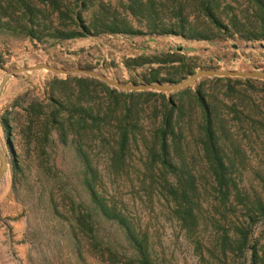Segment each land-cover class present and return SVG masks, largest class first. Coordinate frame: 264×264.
<instances>
[{
	"label": "trees",
	"instance_id": "16d2710c",
	"mask_svg": "<svg viewBox=\"0 0 264 264\" xmlns=\"http://www.w3.org/2000/svg\"><path fill=\"white\" fill-rule=\"evenodd\" d=\"M0 32L51 44L139 34L264 41V0H0ZM189 59L168 51L123 65L171 81L193 71ZM25 102L1 122L8 147L18 137L12 191L30 163L44 179L23 186L55 223L42 264H179L152 232L159 216L178 226L190 264H264V174L253 170L257 187L242 183L250 154L264 153V81L204 78L167 94L53 75L43 99Z\"/></svg>",
	"mask_w": 264,
	"mask_h": 264
},
{
	"label": "rangeland",
	"instance_id": "374dc122",
	"mask_svg": "<svg viewBox=\"0 0 264 264\" xmlns=\"http://www.w3.org/2000/svg\"><path fill=\"white\" fill-rule=\"evenodd\" d=\"M102 1L120 5L123 0ZM168 51L190 57L191 59L186 60V63L195 66L192 72L201 67L264 69V41H244L238 37L217 41H195L175 36L148 34L99 35L51 44L38 43L0 32L2 61L0 78L4 69L32 65L40 61L60 67H91L121 81L141 82L144 81L142 78L144 73L148 72L149 66L143 65L128 70L123 65V58L159 55ZM53 75L55 74L45 70L18 74L8 80L0 95V144L8 155V167L0 184V264H42L44 252H47L46 239L55 225L47 209L38 203V194L34 193L30 196L26 190V188L29 191L31 188L35 190L39 187L40 179L44 181L43 176L31 163L26 171L27 176L22 188L15 193L12 191L13 154L9 155L6 133L1 122L6 112H11L12 109L20 113V108L25 105L27 98L43 99L46 82ZM59 76L63 77V75ZM12 137L13 147L19 152L18 137L15 134ZM250 158L242 176V183L257 187L256 174L253 170L264 174V153L259 158L251 153ZM24 185L27 187L23 188ZM32 203L38 204L37 210H34ZM144 216L151 217L147 212ZM159 221L157 225L154 218L151 220L154 225L152 232L159 237L160 244L167 252L174 251L177 254L179 264L193 263L196 258L191 256L187 247L185 249V246L180 244L181 234L177 230L178 226L165 221L161 216ZM37 248L42 250L38 251Z\"/></svg>",
	"mask_w": 264,
	"mask_h": 264
},
{
	"label": "water",
	"instance_id": "95a60500",
	"mask_svg": "<svg viewBox=\"0 0 264 264\" xmlns=\"http://www.w3.org/2000/svg\"><path fill=\"white\" fill-rule=\"evenodd\" d=\"M45 70L55 75H79L96 78L105 82L110 87L120 91L136 92V91H156L167 94L181 91L188 87H194L201 79L213 77H231V78H252L264 81V69H223L220 67H201L194 72L188 73L186 76L177 80L166 81H121L109 76L107 73L100 72L91 67H60L46 62L37 61L32 65L14 66L9 69H4L0 78V95L8 80L18 74L25 72H34ZM9 155L13 154V147H8ZM8 167V155L0 144V184L4 178Z\"/></svg>",
	"mask_w": 264,
	"mask_h": 264
}]
</instances>
